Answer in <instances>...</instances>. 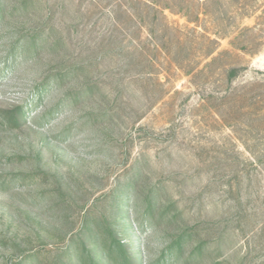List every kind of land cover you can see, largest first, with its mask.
Here are the masks:
<instances>
[{
  "label": "rangeland",
  "instance_id": "374dc122",
  "mask_svg": "<svg viewBox=\"0 0 264 264\" xmlns=\"http://www.w3.org/2000/svg\"><path fill=\"white\" fill-rule=\"evenodd\" d=\"M195 1L0 0V264H106L113 239L134 264H264V32L237 37L236 0L194 25ZM213 22L229 54L198 75ZM147 200L176 220L137 226Z\"/></svg>",
  "mask_w": 264,
  "mask_h": 264
},
{
  "label": "trees",
  "instance_id": "16d2710c",
  "mask_svg": "<svg viewBox=\"0 0 264 264\" xmlns=\"http://www.w3.org/2000/svg\"><path fill=\"white\" fill-rule=\"evenodd\" d=\"M213 1H216V2L226 1V2H228V0H196L195 1L196 11L193 13L194 16H193V19L190 20V23H192L194 25L198 24L201 16L210 17L211 14L208 11V6H209L210 2H213ZM2 14H3V8L0 7V15H2ZM226 14H228L232 18H235L237 16L238 17L239 16L240 17H248V16H252L253 14H257L255 25L253 27H250V28L240 29L237 37L243 36L244 34H251V36H252L251 40H253L255 38V34H256L259 27H262L261 31L264 32V0H245V2H243L241 5L239 4V0H236L235 4L233 3L232 6H230L228 8ZM186 17H188V16H186ZM213 26H215V28H216V27H218V24H216V22H213ZM197 28L198 27L195 28L194 32L197 31ZM221 34L222 33L218 30V28H216V30L213 32V35L216 38L218 36H221ZM198 35L200 36V38H204L211 46L205 53L201 52V54H200V57L203 60L210 58V60L208 62H206L199 70H197L198 75H203L204 73H206V70L208 71L211 68L210 67L211 65H213L215 62H217L221 58V56L228 55L229 53L228 52H221V53H218L216 56H212L217 51V40H218V38L217 39L216 38L210 39L209 37H207V36L205 37L201 33H198ZM222 35H224V34H222ZM35 45H34V43H31L29 46H27V48L23 52H28L29 50H32ZM233 45H234V43H233ZM248 48L250 49V46H242L241 49L243 51H247ZM224 71L226 73L227 81L229 82V85H231L232 81L235 79V77L237 75L238 68L231 67L229 69H225ZM59 81L55 79L52 82L55 83V82H59ZM47 84H49V82L46 83V85ZM37 92L41 95V93L43 91L37 90ZM16 115L19 117H23L24 112L22 111V109L19 108L16 111ZM7 122L12 123V124H16L17 120L15 119V116H11V117L7 118ZM140 176L141 175H136L135 178L132 181H129L127 186H126L125 191H131L130 193H132V196H129V197L125 196V198H123L124 199L123 201H121V198L119 199V205L117 207V209L119 211V216L121 215L122 210L124 209L122 207V203H124L126 201V199L134 198V205L135 206L139 203L140 198L138 195V183L140 180ZM155 201H153V202L149 201V200L146 201L147 206L145 208V211L142 214H140L138 216V218L136 219L135 224L137 226L154 227L161 222H166L167 224L170 225L172 222H174L176 220V216H173L172 218H169L168 220L165 218V214L168 212V210H166L165 212H161L160 214L157 215L156 214L157 212H156V202ZM186 241H189V239L185 238V236H182V237H179L178 240L172 242V244L167 249L168 250L167 258L169 260L174 259L176 262L182 261L184 243ZM131 247H133V246H131ZM98 253H99L98 255H103V253H104V257L106 258V261H104V262H106V264H134L132 261V256L126 254V250L123 247V245L120 242L115 241L114 239L112 240L109 247H107V249L105 246H103V249L98 250ZM78 260H79V264H88V262H91V261H88V260H91V258H89V257L86 258L83 255L80 256L78 258ZM90 264H94V263L91 262Z\"/></svg>",
  "mask_w": 264,
  "mask_h": 264
}]
</instances>
